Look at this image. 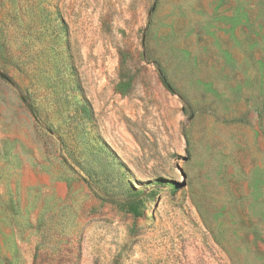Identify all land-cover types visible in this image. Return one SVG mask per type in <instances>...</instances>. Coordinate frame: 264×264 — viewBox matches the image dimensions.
Masks as SVG:
<instances>
[{"label": "rangeland", "instance_id": "rangeland-1", "mask_svg": "<svg viewBox=\"0 0 264 264\" xmlns=\"http://www.w3.org/2000/svg\"><path fill=\"white\" fill-rule=\"evenodd\" d=\"M0 264H264V0H0Z\"/></svg>", "mask_w": 264, "mask_h": 264}, {"label": "trees", "instance_id": "trees-1", "mask_svg": "<svg viewBox=\"0 0 264 264\" xmlns=\"http://www.w3.org/2000/svg\"><path fill=\"white\" fill-rule=\"evenodd\" d=\"M158 68H159V67H158ZM161 76H162V79H163L164 83H165L168 87H170V82L168 81V79L166 78V76L164 75V73L161 72ZM28 106H29L30 111H31V113L33 114V116H34L35 118H37V117H38V112H37L35 106H33V104H31V103L28 104ZM127 206H128V208H129V210L132 211L134 214H139V212H138V206H137L135 200H130V201L128 202Z\"/></svg>", "mask_w": 264, "mask_h": 264}]
</instances>
